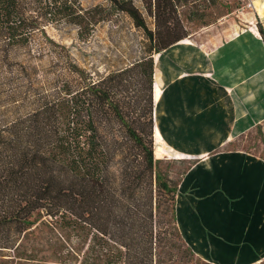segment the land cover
I'll use <instances>...</instances> for the list:
<instances>
[{
  "label": "trees",
  "instance_id": "16d2710c",
  "mask_svg": "<svg viewBox=\"0 0 264 264\" xmlns=\"http://www.w3.org/2000/svg\"><path fill=\"white\" fill-rule=\"evenodd\" d=\"M108 1L84 12L76 0H0V264H163L178 246L195 257L176 226L178 184L153 142L154 55L189 36L185 0H140L143 11L135 0ZM115 14L147 44L103 74L79 67L46 32L70 25L85 40ZM44 59L48 68L37 64ZM35 214L59 234L55 243L32 237Z\"/></svg>",
  "mask_w": 264,
  "mask_h": 264
},
{
  "label": "rangeland",
  "instance_id": "374dc122",
  "mask_svg": "<svg viewBox=\"0 0 264 264\" xmlns=\"http://www.w3.org/2000/svg\"><path fill=\"white\" fill-rule=\"evenodd\" d=\"M76 3L85 12L98 5L106 7L109 1L76 0ZM135 3L143 11L140 0ZM248 3L249 0H185L179 12L189 36L170 50L154 55L157 67L154 105L160 106L165 95L166 119L183 111L182 127L190 126L192 131L187 136H182L181 131L176 135L163 132L159 128L162 112H154V156L161 163V171L174 184H179L190 164L204 154L196 151V145L205 144L210 136L201 135L199 124L211 131L212 127L223 126L230 130L231 123H238L242 135L222 148L242 150L264 159V58L256 24L251 25L246 19L250 11ZM192 11L201 17L192 15ZM98 19L94 17L92 23ZM146 21L153 28L152 19L146 17ZM91 26L85 40H80L77 28L70 25H53L46 32L66 47L79 67L92 74L122 67L145 51L146 37L127 16L115 14ZM40 63L44 68L49 66L48 59L37 62ZM182 98L185 100L181 101ZM32 219L36 221L32 237L40 238L43 247L47 241L55 243L59 239L55 230L40 223L48 220L43 214H35ZM168 238L172 239L171 235ZM173 243L177 244L176 238ZM165 251L161 254L163 264H199L179 246Z\"/></svg>",
  "mask_w": 264,
  "mask_h": 264
},
{
  "label": "crops",
  "instance_id": "0c3cea01",
  "mask_svg": "<svg viewBox=\"0 0 264 264\" xmlns=\"http://www.w3.org/2000/svg\"><path fill=\"white\" fill-rule=\"evenodd\" d=\"M249 1L246 19L256 24L264 58V41L258 31L260 26L264 32V0ZM155 111L162 112L159 128L163 132L192 133L190 126L182 127L183 111L166 119L165 95L160 106L154 105ZM230 126V130L223 126L209 131L207 126L198 125L201 135L206 133L210 138L196 145V151L204 154L195 159L177 188L176 226L199 264H260L264 260V159L242 150L223 149L242 135L241 125Z\"/></svg>",
  "mask_w": 264,
  "mask_h": 264
},
{
  "label": "built area",
  "instance_id": "2783aa9c",
  "mask_svg": "<svg viewBox=\"0 0 264 264\" xmlns=\"http://www.w3.org/2000/svg\"><path fill=\"white\" fill-rule=\"evenodd\" d=\"M247 7L250 8L251 7V2L249 1V3L247 4Z\"/></svg>",
  "mask_w": 264,
  "mask_h": 264
},
{
  "label": "bare ground",
  "instance_id": "6f19581e",
  "mask_svg": "<svg viewBox=\"0 0 264 264\" xmlns=\"http://www.w3.org/2000/svg\"><path fill=\"white\" fill-rule=\"evenodd\" d=\"M178 200V199H177Z\"/></svg>",
  "mask_w": 264,
  "mask_h": 264
}]
</instances>
